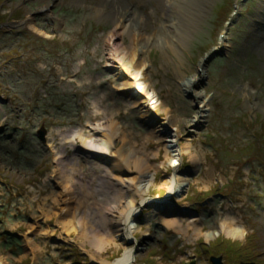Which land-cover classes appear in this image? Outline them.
Masks as SVG:
<instances>
[{
  "label": "rangeland",
  "instance_id": "rangeland-1",
  "mask_svg": "<svg viewBox=\"0 0 264 264\" xmlns=\"http://www.w3.org/2000/svg\"><path fill=\"white\" fill-rule=\"evenodd\" d=\"M182 1L0 0L1 264H100L126 247L133 264H264V0ZM118 20L113 42L138 45L157 114L130 103L109 59ZM97 123L111 159L83 145ZM113 159L125 172L104 174ZM144 172L140 196L163 200L124 243L112 206L140 204ZM171 175L184 189L164 200ZM221 225L244 235L204 237Z\"/></svg>",
  "mask_w": 264,
  "mask_h": 264
},
{
  "label": "bare ground",
  "instance_id": "bare-ground-1",
  "mask_svg": "<svg viewBox=\"0 0 264 264\" xmlns=\"http://www.w3.org/2000/svg\"><path fill=\"white\" fill-rule=\"evenodd\" d=\"M179 1L180 0H162V3H163V5L165 3V6L179 7V5H181L183 2L182 0H181L182 2H179ZM126 20H128V19H126ZM129 24H131V23H129ZM118 26H119V20L114 21L113 27H112L113 30L110 33L109 42L107 44V46L110 45L112 47L110 49L111 54H110L109 59H111V62L113 64H117L119 66L118 67V75L120 76V78L124 79V84L128 87L127 90L129 92L130 97L133 100L130 103H132L134 105H136L138 103H140L141 105L143 104L144 109L147 112L146 113L147 115H148V113L149 114H153V113L157 114V112L159 111L158 101L155 97L154 92L152 90H150L147 87V85L145 84L144 77H143V74L141 71L142 69H144L143 68L144 65H138L135 61L136 54L140 51L138 45L136 43L131 42L130 49H128V48L125 49L123 47H120L119 43L113 42L114 38L112 39V37L117 36V33L114 31V29L118 28ZM29 27L31 29H34L32 26H28V28ZM131 27L133 28V24H132V26H130V28ZM132 28H131V30H133ZM202 62H203V60H201L199 62V66L201 65ZM193 82H194V79L184 80L181 84V87L183 88V90H186V92H189L188 89L191 87ZM199 97H200L199 95L194 96L195 99H198ZM203 116L204 115H201L199 118H202ZM194 122H197V119H195ZM191 126H192V124H188L186 127L190 128ZM92 130H93L92 132H95V133H90L86 137L82 138L83 139L82 140L83 145L86 147L87 151L93 155H95V154L104 155L108 159L115 157L114 153L111 152L108 133H106V132H108L107 128L104 125L97 123L96 127L92 128ZM164 131H163L161 136H164ZM96 132L97 133L101 132L100 138H93L92 135L97 134ZM74 136L81 138L80 133H75ZM73 139H74V137L70 140L73 142ZM164 142H165L164 148L166 150L170 149L171 148L170 144H172L173 141L171 139H169V140L164 141ZM177 154L181 155V150H179V152ZM177 154H176V158L172 157L170 159V162L172 163L171 167L178 165V158H177L178 155ZM101 164L107 165V166L102 167L104 174H106V175L113 173L115 170H118L119 172L120 171L125 172V170H126L125 164H123L124 165L123 167L120 166V164L116 165L114 163V159L111 162V164L110 163H106V164L101 163ZM139 178L140 179L137 180L138 185L135 187L133 186L132 189L134 190V192L139 193V196H140V193H142L146 190V186L149 184L150 176H148L147 172H144V173L139 174ZM120 180L122 181L121 184H123V185H124V183L125 184L129 183L131 186L133 185L132 180L130 182V179H127V177H120ZM140 182L141 183L144 182V184L143 183L141 184ZM161 185L164 187V189L166 191V195L164 197L165 198L164 200H166V198L169 199L172 196H178L182 192V190L184 189V187H182V184H181L178 176H176V175H171V176L167 177ZM140 199H141L140 204L137 207L134 206L133 201H131L130 198H127L126 199L127 201L121 202V203H123L122 204L123 207H121L120 210L117 209L116 205L112 206L113 210H111V211L113 213L117 212V214H118L117 217L111 214V216L113 217L112 221H113L115 226H117V227L119 226V228L116 229V231L118 233L116 235H114V237L118 238L120 241H122L124 243H128L130 241H133V239H134L135 226H134L133 221H134V217L138 213L139 208L142 206L157 204L159 201L161 202L163 200V199L161 200L160 198L156 197L152 201L147 202L141 196H140ZM67 223L69 224L68 226L71 229L74 228L75 230H77L80 226L79 223L77 221H74V220L68 221ZM174 223H177V222L171 221V223H168V224H174ZM229 228H230L229 226L224 227L223 225H221L219 227V229L217 228L215 230L204 232L203 235L206 239H213L216 235H218L220 233L225 234V235H227V237H231V238H240V237L242 238V236L244 235V230L240 227H231L230 229ZM133 262H134L133 249L126 247L123 249V252L120 255V257L116 258L115 260H113L111 262L102 260L100 264H133Z\"/></svg>",
  "mask_w": 264,
  "mask_h": 264
},
{
  "label": "water",
  "instance_id": "water-1",
  "mask_svg": "<svg viewBox=\"0 0 264 264\" xmlns=\"http://www.w3.org/2000/svg\"><path fill=\"white\" fill-rule=\"evenodd\" d=\"M19 25L21 23H18ZM45 131L43 128H41L38 132H37V135L39 136L40 140H43V135H44ZM210 263L211 264H222V258L218 257H212L210 258ZM1 264V263H0Z\"/></svg>",
  "mask_w": 264,
  "mask_h": 264
}]
</instances>
